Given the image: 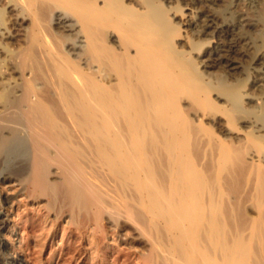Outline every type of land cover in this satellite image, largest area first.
Instances as JSON below:
<instances>
[{
    "label": "bare ground",
    "instance_id": "6f19581e",
    "mask_svg": "<svg viewBox=\"0 0 264 264\" xmlns=\"http://www.w3.org/2000/svg\"><path fill=\"white\" fill-rule=\"evenodd\" d=\"M23 200L73 264H264V0H0V264Z\"/></svg>",
    "mask_w": 264,
    "mask_h": 264
},
{
    "label": "rangeland",
    "instance_id": "374dc122",
    "mask_svg": "<svg viewBox=\"0 0 264 264\" xmlns=\"http://www.w3.org/2000/svg\"><path fill=\"white\" fill-rule=\"evenodd\" d=\"M20 155L16 154L15 160L13 157L11 159V163H9L8 166H6V171L9 172L10 174H12L13 176H15V178H17V176H19L23 171L26 170L25 166L26 167L28 166L27 159L24 157H22V158L19 157ZM17 157H18V159H17ZM24 160H26V161H24ZM15 184H17V183H15ZM15 189H16V187H14V189L9 188V194L10 195H16L15 194L16 192H14ZM17 202L15 203L14 209H13L15 211V213H19V215H20L19 219L17 220V232L19 235L25 236L24 237L25 242H23V244H20L21 246L18 245V246L22 247V249L24 251L21 255L28 258L29 261L33 264H38V261L41 258L44 259V262L46 261V263H48L50 260H52L51 262H53L54 264H55V262L56 263L57 262H61V263L65 262L67 264H73V257L72 256L75 255L77 252L76 247H77V241L78 240L76 238L75 239L72 238L71 242H69V239L65 238L64 243H63L64 245L62 246L60 244V242H61L60 239H61V234H62L61 232L63 230V226L61 225V223H57V225L55 226V228L53 230L55 235H56L55 239H57V240L52 239L51 236H49V237L47 236L48 230H46L44 228H43L44 230H42L43 215H45L46 211H47L45 209V206H43V205H45V203H42L43 205L41 203L36 204V202L33 203V201H30V200L29 201L23 200L22 202L19 201L18 203ZM25 206L27 207L26 210L24 209ZM107 229H108V233H110L109 235L113 236L114 232L109 230L108 226H107ZM127 232L130 233L129 235L132 236V238H134V237L136 238V234L132 230L130 231V229H127L126 231H124L123 234L125 235ZM45 233H46V235H45ZM36 235L40 236V238L43 239L42 243H44V245L46 246V249L42 254L40 252L41 250L36 246V243H33L32 239H29L30 241L26 240L29 236L32 237V236H36ZM46 237H48V238H46ZM45 239H47V240H45ZM111 241L114 242L113 238H111ZM116 242H117V244H116ZM118 243H119V241H115L116 247L118 246ZM51 249H54L53 250V252H54L53 256L50 255ZM76 255L79 256L78 253ZM123 257H125V256H122V260L124 259Z\"/></svg>",
    "mask_w": 264,
    "mask_h": 264
}]
</instances>
